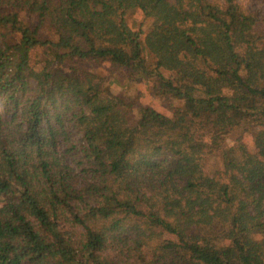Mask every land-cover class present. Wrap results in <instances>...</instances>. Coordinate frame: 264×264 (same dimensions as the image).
Instances as JSON below:
<instances>
[{
	"label": "trees",
	"instance_id": "1",
	"mask_svg": "<svg viewBox=\"0 0 264 264\" xmlns=\"http://www.w3.org/2000/svg\"><path fill=\"white\" fill-rule=\"evenodd\" d=\"M89 59L149 79L172 116L66 67ZM0 264H264V10L0 0Z\"/></svg>",
	"mask_w": 264,
	"mask_h": 264
},
{
	"label": "rangeland",
	"instance_id": "2",
	"mask_svg": "<svg viewBox=\"0 0 264 264\" xmlns=\"http://www.w3.org/2000/svg\"><path fill=\"white\" fill-rule=\"evenodd\" d=\"M238 1L242 4V6L250 11L262 14L264 10V0ZM150 21L151 20L149 19H144V15L140 10L136 11L128 17L130 26L135 31L144 33L149 30L151 23ZM142 39L144 40V35H142ZM43 53L44 52L42 51V48L35 49L33 52L32 63L37 68H40L42 66L40 65V61L43 60V57L45 56ZM145 55L151 62L154 61V56L148 50H145ZM75 66L81 67L82 69L87 71L96 72L104 77H108L111 75V73H115L122 80V88L120 90L121 92L119 96L122 98H130L133 101V103L135 104V115H139L140 106L149 105L168 116H172L173 104L170 101L163 100L152 95L153 84L149 79L142 77L137 81L131 80L130 82L127 78H125L126 74L122 70L113 68L112 64L107 61L102 62L94 59H89L80 63H66V67H68L69 69ZM103 87L108 88L110 86L108 84H104ZM241 133L242 136H240ZM239 137H241L242 141L247 144L249 149H254L253 137L250 132H239L231 134L228 138V142H230V144H234ZM206 168L209 171H213L216 168L220 169L221 166L219 164V160H217V162L213 160L208 161L206 164ZM165 237L168 238L169 236Z\"/></svg>",
	"mask_w": 264,
	"mask_h": 264
}]
</instances>
